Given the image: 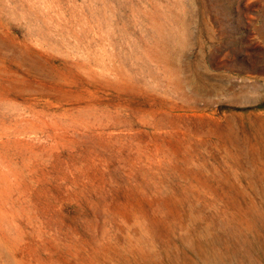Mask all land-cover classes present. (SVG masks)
Segmentation results:
<instances>
[{"label":"rangeland","instance_id":"rangeland-1","mask_svg":"<svg viewBox=\"0 0 264 264\" xmlns=\"http://www.w3.org/2000/svg\"><path fill=\"white\" fill-rule=\"evenodd\" d=\"M0 264H264V0H0Z\"/></svg>","mask_w":264,"mask_h":264}]
</instances>
